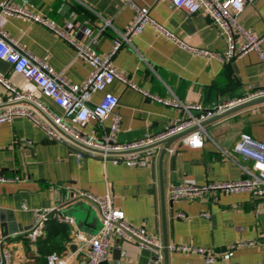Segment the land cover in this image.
Returning a JSON list of instances; mask_svg holds the SVG:
<instances>
[{
    "label": "crops",
    "instance_id": "0c3cea01",
    "mask_svg": "<svg viewBox=\"0 0 264 264\" xmlns=\"http://www.w3.org/2000/svg\"><path fill=\"white\" fill-rule=\"evenodd\" d=\"M30 2L37 12L60 24L71 20L97 25L102 18L109 19L112 26L97 45L102 53L110 51L114 40L127 30L136 14V9L122 0ZM133 2L137 7H147L155 21L191 46L218 54L225 51V38L204 12L188 14L168 0ZM240 21L245 28L264 39V0L246 4ZM0 27L25 49L57 71L64 72L70 81L83 83L88 78L91 65L77 58L73 46L46 27L16 16L0 17ZM262 48L264 51V40ZM113 64L153 94L176 96L185 103L200 102L204 106L229 101L249 89L264 86V59L257 51H250L231 62L207 59L182 48L164 35L156 36L150 24L133 35L132 46L124 45L119 49L113 57ZM0 73L23 90H35L52 109L63 112L2 58ZM107 92L119 98L116 111L121 115L118 132L121 141H134L146 133L161 132L184 115L182 111L146 98L119 81L95 93L94 102H99ZM0 93H5L1 84ZM224 114L205 122L207 135L203 147L183 144L181 138L185 134H181L165 155L162 153L165 145L161 144L154 161L146 168L104 162L86 154L79 157L74 146L49 139L40 127L25 117L1 123L0 178L6 180L0 179V217L7 219L10 229H16L17 225L28 229L34 222V209L60 208L75 219L74 224H65L71 240L64 250L57 251L66 256L79 246L78 232L91 235L101 226L98 207L86 199L75 198L74 193L83 190L103 196L109 192L114 206L125 212L130 224L145 226L164 244H193L224 252L233 244L245 243L236 247L229 259H218L214 264H264V198H255L246 191H213L207 198L196 200H172L169 195L175 185H204L242 179L245 174L239 163L252 166V161L243 159L234 150V145L242 134L253 141H264V103ZM104 123L110 126L112 118L108 117ZM81 129L90 133L97 126L92 121ZM15 177L19 179L15 180ZM181 212L187 215L186 219L178 217ZM204 213L210 217H205ZM24 231L6 241L0 228V241L4 239V247L12 248L14 264H37L41 256V238L34 245L25 237ZM47 235L46 230L42 238ZM111 243L110 262L149 264L155 258L153 250L141 249L133 241L113 237ZM116 250L121 253H115ZM81 256V253L75 254L70 264H77ZM157 264L207 263L197 253L164 250V258Z\"/></svg>",
    "mask_w": 264,
    "mask_h": 264
},
{
    "label": "built area",
    "instance_id": "2783aa9c",
    "mask_svg": "<svg viewBox=\"0 0 264 264\" xmlns=\"http://www.w3.org/2000/svg\"><path fill=\"white\" fill-rule=\"evenodd\" d=\"M136 9L131 25L120 37L114 40L109 52L102 53L97 49L102 35L112 26L109 19L97 25L89 22L76 23L66 20L63 24L46 17L34 9L30 0H0V17L16 16L32 23H38L75 49L76 57L91 65L88 78L83 83L70 81L64 72L57 71L49 63L25 49L18 40L11 37L0 27V58L11 63L13 69L35 85L41 95L48 97L63 112L52 109L35 90H23L5 75L0 73V84L5 93H0V124L11 122L15 117H25L40 127L49 139L74 146L77 155L98 157L104 162L124 163L130 167H149L158 153V149L166 140L185 134L181 142L185 145L203 147L207 131L205 122L222 115L231 109L248 102L264 98V86L249 89L243 95L229 101H216L211 106L200 102L185 103L178 97H160L144 89L131 76L118 70L113 64V57L124 45L132 46V37L143 31L147 24L154 28L156 36L164 35L175 41L179 46L195 55L207 59L218 58L223 62L257 51L264 59L263 38L252 30L245 28L240 21V14L246 4L257 0H168L173 6L188 14L204 12L226 40V48L218 54L206 48L193 47L181 40L173 32L155 21L147 7H137L133 0H122ZM119 81L138 91L146 98L173 107L184 113L178 120L158 133H146L134 141L118 139L121 115L116 111L119 98L112 93H105L99 102H94L93 95L104 91L106 87ZM112 118L110 126L104 121ZM95 122L97 129L86 133L81 128L89 122ZM234 150L243 159L251 160L252 166L239 163L245 176L239 180L214 181L204 185L180 184L171 187L169 195L172 200L205 199L213 191L225 193L250 192L255 198H264V141H253L248 135L242 134L234 145ZM6 180L5 178H0ZM19 177H15V180ZM78 199H86L96 205L101 216V226L97 232L87 235L78 232L79 241L76 251L64 256L55 251L47 256V264H70L75 254L82 256L77 264H119L110 262L113 237L133 241L141 249L155 252V258L149 264H157L164 258V250L171 252L197 253L204 257L207 264H214L218 259H229L233 250L245 243L233 244L227 251L218 252L212 247H201L193 244L171 243L165 245L159 238H154L145 226H134L126 220L125 212L114 206L111 193L97 196L88 191L74 193ZM24 208L26 206L24 205ZM34 222L24 231L30 243L36 245L44 236L48 221L54 217L60 223L72 225L75 219L63 213L60 208H37L33 211ZM209 218L208 213L203 214ZM179 218L186 219L183 212ZM6 244L1 240L0 244ZM14 254L10 246H5L0 254V264H14Z\"/></svg>",
    "mask_w": 264,
    "mask_h": 264
},
{
    "label": "trees",
    "instance_id": "16d2710c",
    "mask_svg": "<svg viewBox=\"0 0 264 264\" xmlns=\"http://www.w3.org/2000/svg\"><path fill=\"white\" fill-rule=\"evenodd\" d=\"M46 230L48 235L40 239L41 256L38 257L37 264H47V256L52 252L64 250L71 240L68 227L54 217L49 219Z\"/></svg>",
    "mask_w": 264,
    "mask_h": 264
},
{
    "label": "water",
    "instance_id": "95a60500",
    "mask_svg": "<svg viewBox=\"0 0 264 264\" xmlns=\"http://www.w3.org/2000/svg\"><path fill=\"white\" fill-rule=\"evenodd\" d=\"M261 103H264V98L257 99V100L248 102L246 104L240 105V106H238V107H236L234 109L229 110L223 116L230 115V114H232L234 112H237V111H240V110L245 109L247 107H251V106H254V105H257V104H261ZM180 137H181V135H177V136H174L172 138H169L168 140H166L164 142L165 147H164V149L162 151L163 155H165V153L167 152V149L170 147L171 143L174 140H176V139H178ZM1 213H3V212H1ZM6 221H7V219H5V217H3V216L0 217V228H1V231H2V236H3V238L6 241H10L11 236H13L15 234H18L19 232H23L24 230H27L26 228L25 229H22V227H20L19 225H17L18 226L17 227L18 229L17 228L16 229H10L9 228V224ZM165 245H167V244H165ZM3 248H4V244L1 243L0 244V254H1L2 250H3ZM73 249H75V248L73 247ZM167 250L168 249L166 248L165 251H167ZM115 253L120 254L121 251L120 250H116Z\"/></svg>",
    "mask_w": 264,
    "mask_h": 264
}]
</instances>
